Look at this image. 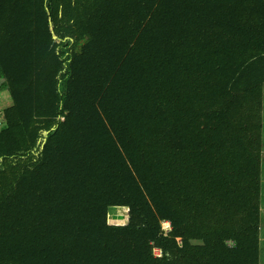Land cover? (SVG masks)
Segmentation results:
<instances>
[{"label":"trees","instance_id":"1","mask_svg":"<svg viewBox=\"0 0 264 264\" xmlns=\"http://www.w3.org/2000/svg\"><path fill=\"white\" fill-rule=\"evenodd\" d=\"M263 86L264 0H0V264H260Z\"/></svg>","mask_w":264,"mask_h":264},{"label":"rangeland","instance_id":"2","mask_svg":"<svg viewBox=\"0 0 264 264\" xmlns=\"http://www.w3.org/2000/svg\"><path fill=\"white\" fill-rule=\"evenodd\" d=\"M11 105H12L11 96L10 94H8L7 90L3 89L2 91H0V130L4 126V122L2 119V111L5 108L10 107ZM124 214H128L127 208L126 209L116 208L115 211L111 209L109 214V223L111 225H128L130 223V220L128 223H126L127 219L124 217ZM162 226H164V224H162Z\"/></svg>","mask_w":264,"mask_h":264},{"label":"crops","instance_id":"3","mask_svg":"<svg viewBox=\"0 0 264 264\" xmlns=\"http://www.w3.org/2000/svg\"><path fill=\"white\" fill-rule=\"evenodd\" d=\"M260 264H264V86H263V111H262V157H261V185H260ZM118 209H126L121 207H113ZM128 209V208H127Z\"/></svg>","mask_w":264,"mask_h":264},{"label":"built area","instance_id":"4","mask_svg":"<svg viewBox=\"0 0 264 264\" xmlns=\"http://www.w3.org/2000/svg\"><path fill=\"white\" fill-rule=\"evenodd\" d=\"M163 224H164V226H163L164 232L166 234L169 233L171 231V229H172L170 222H164ZM157 255L158 256H162V252L160 250H157Z\"/></svg>","mask_w":264,"mask_h":264},{"label":"bare ground","instance_id":"5","mask_svg":"<svg viewBox=\"0 0 264 264\" xmlns=\"http://www.w3.org/2000/svg\"><path fill=\"white\" fill-rule=\"evenodd\" d=\"M129 217V216H128Z\"/></svg>","mask_w":264,"mask_h":264}]
</instances>
